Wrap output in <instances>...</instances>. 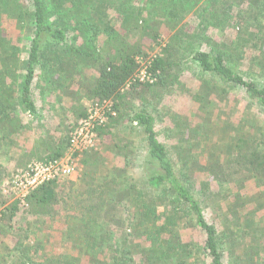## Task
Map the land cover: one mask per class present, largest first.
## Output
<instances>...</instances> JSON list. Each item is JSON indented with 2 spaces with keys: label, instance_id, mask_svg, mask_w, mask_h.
I'll list each match as a JSON object with an SVG mask.
<instances>
[{
  "label": "trees",
  "instance_id": "obj_1",
  "mask_svg": "<svg viewBox=\"0 0 264 264\" xmlns=\"http://www.w3.org/2000/svg\"><path fill=\"white\" fill-rule=\"evenodd\" d=\"M234 1L224 0L218 5L214 0L210 9L197 8L199 16H203L201 21L198 19V28L203 31L198 29L193 36L201 38L209 25L212 31L225 32L223 41L205 37L208 49H197L189 57L185 54L188 44L182 39L181 32L175 31L162 52L150 57L151 47L162 44L166 27L162 18L179 20V10L181 18L189 14L186 7L179 6L174 0H145L143 3L136 0H86L85 3L91 5L85 23L80 16L84 9L78 8L75 1L51 0L53 10H49L45 0H0V121H4L3 131V124L15 122L10 116L11 109L20 108L38 121L40 114L33 98V86L40 75L49 72L54 75L51 84L66 81L71 86L78 85L67 92L73 100L79 103L81 98L78 96L82 95L90 104L109 102L116 113L98 129V148L84 154L81 177L69 183L71 188L67 192H64L63 180H56L33 192L28 198V208L18 201H1L0 222L14 219L19 211H31L51 220L60 212L61 203L66 205L65 200L69 199L73 210L79 213L78 221L82 223L87 217V228L90 227L88 221H96L105 229L100 242L101 247L107 244L101 254L102 258L105 257L102 262L127 264L118 259V247L112 248L116 232L112 229L113 223L124 231L122 233L126 232L123 221L119 217L113 219L112 215L123 210V199L131 197L140 214L133 234L137 232L135 237L143 238L150 247L142 251L140 264H168L173 259L179 264H230L228 255L233 256L235 264H264V119L262 123L257 119V114L264 117V84L259 81L264 78V0H248L250 7L238 17V21L234 15ZM74 13L78 14L76 18L81 27L72 23L74 19L70 16ZM111 15L112 18L119 16L123 33H117V27L112 26ZM9 20L16 27L20 45L29 37L28 42L22 44L28 47L23 60L20 58L23 46L17 41L12 43L5 34L4 26ZM72 31H79L84 39L88 32L104 37L109 49H105V59L100 61L94 52L89 51L86 46L89 40L78 44ZM131 38L134 40L130 41ZM191 44L195 45V40ZM77 56L84 57L97 71L92 82L85 83L79 78L82 71L78 70ZM187 58L198 64L202 74L210 76V81L201 84L194 97L199 103L196 116L200 120L219 115L218 104L228 109V102L238 103L237 99L230 97L232 94H239L245 102V111L238 123L232 121L236 111L230 113L229 123L224 126L222 147L210 145V133L216 130L218 120L212 125H202L204 139L197 144L200 151L195 155H188L189 150L182 151L178 147L169 149L160 140L156 119L149 110L152 103L159 105L166 94L181 85L180 75L185 70L183 65ZM142 60H147L145 66L153 82L134 81L143 67ZM70 109L75 121L69 128L60 125L57 131L60 134L53 137L58 143L57 152L42 161L65 154L71 132L77 122L86 117L88 106L81 108L75 103ZM176 114V118L184 117ZM174 118L175 128L185 130L189 127V120ZM127 120L142 131L147 154L139 177L141 186L136 179L125 190L118 191L117 176L124 177V172L111 165V152L125 159L132 154L134 142L119 136V129ZM186 167L195 170L196 182L190 181V172L183 171ZM113 172L117 174L114 177L116 182L110 179ZM251 182L257 191L243 192ZM213 183L229 184L232 189L231 195H225L229 199L228 215L216 224L210 223L205 210L210 203L222 199ZM124 206L126 208L128 204ZM72 218H68L69 225ZM195 227L202 234V244L183 237L184 231ZM94 237V234L85 233L68 237V240L76 246L82 244L86 247L95 240ZM43 247L42 243L38 245V256H41L38 249ZM83 251L80 248L78 253ZM55 259L74 264L80 257L72 255L68 258L62 254L55 255Z\"/></svg>",
  "mask_w": 264,
  "mask_h": 264
},
{
  "label": "rangeland",
  "instance_id": "obj_2",
  "mask_svg": "<svg viewBox=\"0 0 264 264\" xmlns=\"http://www.w3.org/2000/svg\"><path fill=\"white\" fill-rule=\"evenodd\" d=\"M71 1H75L77 7L81 8V10L84 9V12H81L80 16L82 21L84 22L85 19L86 22V19H88L89 17V8L91 3H85L86 0ZM144 1L136 0L137 3H143ZM174 1L176 3H179V6L182 5L186 7L189 11V14L186 18H181L182 16L179 10L177 12V14H179L180 16L179 20L172 21L167 20L168 18L166 17L162 18V22L166 25L163 30V36L161 38L162 44L160 46L151 47L152 50L149 51L150 57H155L162 52V48L166 43L170 41V37H172L175 31H178L177 33L181 32L182 39L186 44H188L187 48L185 49V54L189 57L197 49H200L202 47L204 49H208L207 44L205 43V37L212 38L216 41H223V39L225 38V32L220 30L212 31V27H210L209 25H206L208 27L207 32H204L201 38L197 39L193 36L199 29L198 19L199 21H201L203 17L201 15L199 16L197 8L204 6L207 9H210L211 4L214 0ZM45 2L48 9L53 10L51 0H45ZM216 2L218 5H222L224 3V0H216ZM226 5L230 6V4ZM233 6L235 9V14H233L237 17L236 20L238 21V17L242 16L243 12L247 11V9L250 7V2L248 0H245V2H239L236 0L234 1ZM77 15V13H74L70 17L74 19V21H72L74 25L76 24L77 27L78 25L79 27H81L79 22H77ZM112 16L113 15H111L110 17L112 18ZM112 19L113 21L111 22V24L113 27H117V33H123L119 16L115 15ZM4 30L6 36L12 43H16V41L18 42V32L12 20H9L5 23ZM199 30L200 32L203 31V29ZM72 32V37L78 44H84V41L89 40L90 43L87 42L86 45L90 49L89 51L94 52L96 57L100 61L105 59V49H109L105 45L104 37H102L101 35H94L92 32H88L84 39L82 38L79 31ZM189 36H192V39L189 38ZM28 38H24L22 43L20 42L21 45L19 44V42L18 44L22 47V44L28 42L26 41ZM131 40H134V38H131L130 41ZM194 40L196 42L195 45L191 44V42L194 43ZM150 44L151 43L149 42L148 46ZM27 50L28 47L23 46V54H21L20 57L22 60L26 56ZM75 59L78 62V70L82 71V76L79 78L85 81V83L92 82L97 75V71L84 57L77 56ZM187 59L188 60L183 65L185 70L180 75L181 85L176 86L170 93L166 94L163 101L160 102L159 105L152 103L149 106V110L156 119V128L160 140L164 142L169 149L178 147L182 151L189 150L188 155H195L200 151V148L197 144L204 139L202 136L204 133V130L201 128L202 125L207 123L208 125H212L214 120H218L215 124L216 130L214 129L215 131L212 132L213 134L210 133V145L216 147L213 144H217L222 147V143H224L225 140L224 133L226 131L224 126L229 123L230 113L232 111L234 112V110L236 111L233 115L234 120L232 121L238 123L243 117L242 112L245 111V102L242 96H240L239 94H232L230 97L232 99H237L239 101L238 103L228 102V109L225 107H221L218 104V107H220L218 110L219 115H215L212 117L207 116L203 121L200 120L196 116L197 110L199 108V103L196 102L194 97L198 92L199 86L206 81H210V76L202 74V72L199 70L198 64L191 58ZM142 63V65H144L145 63H147V60H142ZM49 73L46 74L47 76L40 75L37 79V83L33 86V98L40 110L41 108L42 111L43 109L48 110L46 115L42 113V115H39L38 117V132L40 134V137L44 138L42 139V141L39 140L37 144L38 151L40 153V151L44 150L45 148H51V154H54L57 152L56 150L58 145L57 141L55 142L54 138L55 136H58V134H60V132H57L60 125L62 124V128L66 126L67 128H69L71 123L75 121L74 112L70 109L71 106H74L75 103H77V105L81 106L82 108L89 106L90 103L82 95L78 96V98H81L80 102L78 103L77 100H73L72 96L67 93L72 87L73 89L78 88V85L76 87L74 85L71 86L66 81L51 84L50 79L54 78V75ZM259 81L264 84V78H260ZM217 86L221 87L219 83H217ZM11 111H13V109H11ZM176 113H179L184 117L176 118ZM131 116L133 115L131 114ZM173 118L178 121L189 120V127L185 130H182L181 128H175V121L173 120ZM257 119H259V122L262 123L264 117H259V114H257ZM35 123H37L36 118ZM12 125L3 124L4 131L9 130ZM119 131H121V134L118 135L122 137L120 139H128L134 142V145L131 147L132 154L126 157V159L116 152H111V165H113L117 169V171L124 172V177H120L121 175L117 176L116 172H113L110 179L115 181L114 177L117 176V182H115L118 183V191H123L129 185L136 182V179H138L137 181L139 183V186H141L139 177L141 170L143 169L142 166L145 155L147 154V144L144 136L142 135V131L139 130L136 124H134L132 121L127 120V122L120 127ZM62 132L64 136L66 134V128ZM181 132H184V134L180 135ZM10 135L13 136L11 132ZM0 137L2 140H7L6 133L0 132ZM174 157L177 156L174 155ZM39 158H41V155L37 156L35 160L31 161H39L37 160ZM4 160H7V162H9V159ZM30 163H28V165ZM24 166L26 167L27 165H17L14 169L9 171L8 177L11 178L18 170L25 168ZM183 171L185 173L190 172V181L196 182L197 175L193 168H187ZM80 177L81 174L74 178L64 179L62 181V183L66 185L64 187V192H67L69 188H71L70 186H68L69 183L78 181ZM7 183L5 186H0V203L4 200H8L9 202L12 201L11 198H9L8 195H5L3 192L7 186ZM213 187H215L216 193L220 195L222 199H219V202L216 201L214 203H210L208 207L206 206L205 210L210 223L216 224L217 221L221 222L228 215L226 209L229 199H226L225 195H231L232 189L231 185L225 183H213ZM253 191H257V188L254 186V183L251 182V185L247 187V189L243 192L251 193ZM130 199L131 197H128V199H123L124 202L121 204L123 210L120 209L117 211V214L112 215L113 219L119 217L123 221L126 232L125 234L122 233L124 231L119 230L120 228L117 227L114 222L112 229L116 232H113L114 238L111 244H113L112 248L114 249L116 248L115 245L118 247V259H121L127 264H140L142 262V251H144V248L150 249V247L147 243H145V240H143V238L141 239L139 237H135L137 232L135 235L133 234L136 229V224L140 220V214L138 213V209L134 207V205L136 204ZM65 202L66 205L64 204V202H62L60 209H58V211L60 212H58L57 215L51 220H47V217L44 215L40 216L37 215V213H32L31 211H19L17 214H15L14 219L9 220L7 218L5 220H2L0 222V264H65V262H63L62 260L55 259V255L59 256L62 254L63 256L68 255V258L72 255L79 256V261L75 262L74 264H104L102 261L105 259V257L102 258L101 254L103 253L102 251L107 248V244L101 247L100 242L102 241L101 235L105 233V229H102V227H100L96 221H88L90 227L87 228L85 224V221H87V217L85 219H82V223L81 220L78 221L79 213L73 210L72 201L66 199ZM126 204H128V207L126 206L125 208L124 205ZM68 209H71L72 211ZM70 216L74 217L72 218L71 225H69L68 222V218ZM85 233L95 235V240L90 244H86L87 248L83 247L84 245L82 244H77L78 246H76V244L68 240V237L74 238L83 236L85 235ZM116 233H118L119 235L117 236ZM182 234L183 237L188 241H193L199 244H202L203 242L202 234L196 227L186 230ZM123 239L126 240L125 245L123 244ZM41 243L44 244V247L42 249H38L41 255L38 256L39 253H36V250L38 245ZM80 248L85 250L81 254L78 253ZM123 254H128L129 256L124 257ZM52 255L54 258L49 260L48 256ZM107 257L108 256L106 255V259L108 260ZM228 257L230 264H235L233 256L228 255ZM168 264H179V262H176V260L173 259Z\"/></svg>",
  "mask_w": 264,
  "mask_h": 264
},
{
  "label": "built area",
  "instance_id": "obj_3",
  "mask_svg": "<svg viewBox=\"0 0 264 264\" xmlns=\"http://www.w3.org/2000/svg\"><path fill=\"white\" fill-rule=\"evenodd\" d=\"M134 81L153 82L145 64ZM110 115H116L111 103L90 104L86 117L78 121L73 128L65 154L49 161H32L25 168L18 170L7 183L4 194L28 208L29 196L43 185L79 176L83 170L81 161L84 154L98 148V129L106 125ZM2 209L0 207V218Z\"/></svg>",
  "mask_w": 264,
  "mask_h": 264
},
{
  "label": "crops",
  "instance_id": "obj_4",
  "mask_svg": "<svg viewBox=\"0 0 264 264\" xmlns=\"http://www.w3.org/2000/svg\"><path fill=\"white\" fill-rule=\"evenodd\" d=\"M37 110L40 115L45 114L48 110L38 107L36 103ZM12 112L15 122L7 131L1 130L0 121V132L6 133V139L2 140L0 137V186L6 185V183L11 179L8 177L10 170L14 169L17 165H28L31 160H35L37 156L41 155L42 158L49 156L51 154V148H45L44 150L38 151V142L42 141L40 134L38 132V121L35 123V116L29 112L22 111L20 108L14 109ZM33 120V121H32ZM4 123V121H3ZM10 132L12 135H10ZM3 138V137H2ZM4 159H9V162ZM32 162V161H31ZM25 167V166H24ZM19 168V167H17Z\"/></svg>",
  "mask_w": 264,
  "mask_h": 264
}]
</instances>
